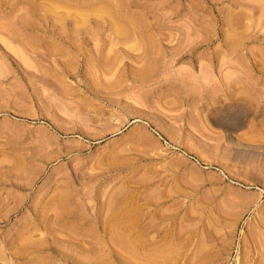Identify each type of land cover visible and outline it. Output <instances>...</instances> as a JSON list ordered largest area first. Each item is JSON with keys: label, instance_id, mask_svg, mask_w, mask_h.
Returning <instances> with one entry per match:
<instances>
[{"label": "rangeland", "instance_id": "374dc122", "mask_svg": "<svg viewBox=\"0 0 264 264\" xmlns=\"http://www.w3.org/2000/svg\"><path fill=\"white\" fill-rule=\"evenodd\" d=\"M0 264H264V0H0Z\"/></svg>", "mask_w": 264, "mask_h": 264}, {"label": "bare ground", "instance_id": "6f19581e", "mask_svg": "<svg viewBox=\"0 0 264 264\" xmlns=\"http://www.w3.org/2000/svg\"><path fill=\"white\" fill-rule=\"evenodd\" d=\"M242 100V99H241Z\"/></svg>", "mask_w": 264, "mask_h": 264}]
</instances>
